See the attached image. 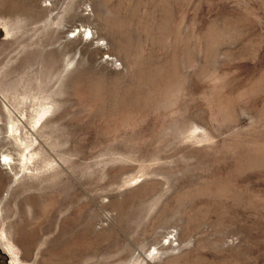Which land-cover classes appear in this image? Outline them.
Listing matches in <instances>:
<instances>
[{
	"label": "rangeland",
	"instance_id": "1",
	"mask_svg": "<svg viewBox=\"0 0 264 264\" xmlns=\"http://www.w3.org/2000/svg\"><path fill=\"white\" fill-rule=\"evenodd\" d=\"M0 149L23 264H264V0H0Z\"/></svg>",
	"mask_w": 264,
	"mask_h": 264
},
{
	"label": "bare ground",
	"instance_id": "2",
	"mask_svg": "<svg viewBox=\"0 0 264 264\" xmlns=\"http://www.w3.org/2000/svg\"><path fill=\"white\" fill-rule=\"evenodd\" d=\"M4 111L7 116L6 134L11 141L12 147L20 148L24 146L27 150L29 148V144L25 140H22L20 124L16 121L15 113L10 110V108H8L6 103H4ZM0 156L5 162L4 165L2 163V169L0 168V197L1 195H3L2 198H0V248H2L10 256L11 264H23V262L19 258L17 249L15 248L16 245L14 241L8 236L7 232L3 228L1 206L3 204V201L7 198L13 183H15L17 179H19L20 174L24 172L23 167L26 166L27 157H25L24 155L22 156V162L25 161V158L26 162L21 165L19 163H16L12 159L8 149H6L5 151H2V149H0ZM17 165H19L18 168ZM7 177L11 178L12 183L6 187L5 183L7 182ZM3 192H6V194H3Z\"/></svg>",
	"mask_w": 264,
	"mask_h": 264
}]
</instances>
